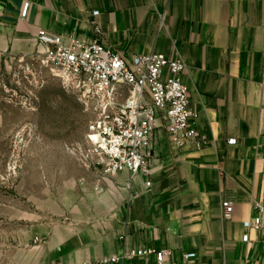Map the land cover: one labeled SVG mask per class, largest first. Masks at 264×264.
<instances>
[{
  "label": "crops",
  "instance_id": "0c3cea01",
  "mask_svg": "<svg viewBox=\"0 0 264 264\" xmlns=\"http://www.w3.org/2000/svg\"><path fill=\"white\" fill-rule=\"evenodd\" d=\"M93 19L127 58L185 60L202 145L176 147L159 125L151 172L135 176H105L76 154L80 165L62 183L71 200L41 249L63 264H156L161 250L169 264H264V233L244 225L264 206V0H0V52H26L41 29L89 38ZM132 248L153 252L131 256Z\"/></svg>",
  "mask_w": 264,
  "mask_h": 264
},
{
  "label": "rangeland",
  "instance_id": "374dc122",
  "mask_svg": "<svg viewBox=\"0 0 264 264\" xmlns=\"http://www.w3.org/2000/svg\"><path fill=\"white\" fill-rule=\"evenodd\" d=\"M27 44L0 52V264H63L41 249V235L71 200L62 183L101 110L42 62L36 38Z\"/></svg>",
  "mask_w": 264,
  "mask_h": 264
},
{
  "label": "built area",
  "instance_id": "2783aa9c",
  "mask_svg": "<svg viewBox=\"0 0 264 264\" xmlns=\"http://www.w3.org/2000/svg\"><path fill=\"white\" fill-rule=\"evenodd\" d=\"M29 2L22 10L26 16ZM98 11L93 12L97 16ZM93 35L79 38L72 34L39 30L44 64L68 85L79 90L87 102L98 99L101 113L89 124L88 145L77 149L83 162L94 160L105 176L129 172L131 176L151 172L150 153L159 125L166 128L176 147L189 142L202 145V138L191 122L189 87L183 80L187 64L182 57L169 58L161 52L123 56L103 38V30L93 19ZM166 71L169 75L166 76ZM129 88L122 103L121 89ZM151 184L150 181L147 182ZM225 217L230 218L233 204L223 202ZM259 215L244 222L264 233V206L257 203ZM248 239V235L244 236ZM264 249V239L262 240ZM153 252L147 248H132L129 255ZM171 252H156V264H169ZM123 255L104 258L103 262L119 261ZM195 253L186 254L187 258Z\"/></svg>",
  "mask_w": 264,
  "mask_h": 264
}]
</instances>
